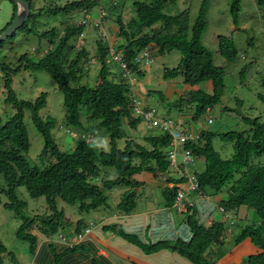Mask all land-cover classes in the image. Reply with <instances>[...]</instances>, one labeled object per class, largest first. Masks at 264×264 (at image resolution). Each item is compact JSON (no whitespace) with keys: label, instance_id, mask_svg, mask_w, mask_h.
Instances as JSON below:
<instances>
[{"label":"trees","instance_id":"obj_1","mask_svg":"<svg viewBox=\"0 0 264 264\" xmlns=\"http://www.w3.org/2000/svg\"><path fill=\"white\" fill-rule=\"evenodd\" d=\"M25 1L29 4L30 16L18 30L30 33L35 26L29 27L28 23L36 22L41 14H32L31 1ZM101 1L72 0L63 6H52V10L49 8L46 12L54 15L82 12L81 18L79 17L77 24H66L57 43L51 45L53 47L48 48L36 61H30L27 54H23L13 70H9L8 65L0 62L6 95L4 102L14 109L13 115L4 122L0 118V176L3 180L0 185V206L12 212L16 219L21 221L15 236L16 239L28 244L30 254L36 252L39 238L38 235L31 233L32 230L37 228L40 237L47 238L64 231L65 222L68 221L64 214L65 209H58V201L67 206H76L77 211L74 213L81 216L100 208L103 210L108 200L105 192L114 187L125 186L126 193L116 208L119 213L128 214L136 206L134 196L136 188L140 186L133 178L135 175L141 173L153 176L169 175L168 160L164 151L170 143L167 135L146 134L135 140L130 139L132 137L128 138L122 130L123 121L135 127L141 119L131 115L132 104L127 97L128 84L122 78L120 68L115 64H106V57L112 47L107 41L99 38L95 44L96 50L91 52L100 66L96 83L93 86L75 85L82 78L81 68L88 63L90 53L83 47L69 60L67 47L71 39L77 41V37L81 39L80 34L85 36L88 21L94 20L90 19L94 7L103 8L106 12L104 20L111 12H116L114 20L117 27L116 39H123L124 43L117 45L114 50L122 52L123 62L131 71H136L134 58L139 50L148 48L151 54L158 55L177 51L181 56L180 62L173 69L165 68L163 79L174 80L180 76L182 84L190 87L210 82L211 93L195 90L186 95L189 100H185V97L178 99V107L184 104L192 109V105L195 104L192 109V120H197L206 108L217 104L224 91V72L213 64L212 54L201 43L208 0H202L196 20L189 31L188 26L182 25L181 16L163 13L166 2L175 3L177 0L134 1L131 6L135 14L127 23L123 22L121 17L123 5L117 4L116 0L114 2L109 0L111 7L106 9ZM9 2L12 4L11 19L0 33L11 24L16 14L17 6ZM240 7L241 0H231L229 11L234 22L237 21ZM258 8L264 9V0L258 1ZM43 11L45 12L44 9ZM94 29L98 33V27L94 25ZM56 36V29L50 28L41 32L38 37L53 41ZM251 44L249 42V45ZM218 53L227 62L234 61L236 51L231 38H219ZM21 71H44L55 82L63 96L64 128L79 131L75 146L71 150L61 151L52 135V130L57 127L56 119L50 116L43 118L39 115L40 110L46 105L47 93H40L34 100L17 99L12 81ZM114 73H117V77H114ZM137 74L140 75L139 72ZM244 75L245 69H241L242 82ZM260 87L261 92L257 94V98L264 105V77L261 79ZM26 111L30 113V121L43 139V149L39 155L41 164L31 165L27 160L30 143L24 124ZM81 115L85 116L89 123L95 122L94 126L88 127L90 131L93 129L106 131L110 146L108 152L98 150L90 143L91 138H83L86 129L80 120ZM250 124L254 125L251 135L245 131H230L219 135L221 139L234 143L233 155L228 160H223L215 152L212 147L214 135L208 131H198V140L188 142L184 148L190 150L195 158L203 161L206 166L199 173L193 172L199 185L197 192L202 193L208 189L218 193L232 181L233 173L240 172V177L232 182L227 190L226 199L220 202L219 207L228 215H236L241 209L252 212L254 224L238 227V233L235 236L231 235L232 245L242 244L241 250L245 254L241 258V264H264V128L256 118ZM91 127L94 128L90 129ZM119 138L125 139L122 149L116 145ZM107 168L114 170V178L108 177L104 171ZM168 181L177 184L184 179L169 177ZM19 188H23L31 199L44 198L50 214L32 218L25 216L26 202L19 198ZM176 191L175 187L164 190L163 195L168 207L173 205ZM192 208L188 211H194ZM248 217L250 216L247 215V219ZM224 219L220 223L204 226L199 224L195 213L192 212L186 219L193 235L192 240L187 244L177 242L178 252L192 264H215L210 248L214 245L220 247L224 243L226 218ZM82 224V219L76 221V233L80 231ZM121 235L124 236L122 233ZM124 237L130 242L135 240L131 236ZM64 246L66 250L62 256L77 249V246L71 248ZM156 248L144 250L150 252ZM2 249L4 247L0 241V250ZM235 254L237 256V253Z\"/></svg>","mask_w":264,"mask_h":264},{"label":"rangeland","instance_id":"obj_2","mask_svg":"<svg viewBox=\"0 0 264 264\" xmlns=\"http://www.w3.org/2000/svg\"><path fill=\"white\" fill-rule=\"evenodd\" d=\"M30 1L32 4V14H41L38 16L39 18L36 19V22L32 24L28 23L29 27L32 25L33 28L35 26L32 29V32L25 33L18 30L13 37L11 36L0 45V62H4L8 65V68H10L9 70H13L19 64L18 59L23 54H27L30 61H36L44 54V52H46L48 48L53 47L51 45L57 43V39L62 35L63 28L66 24H77L82 15V12H76V14L74 13L72 15H64L61 13L54 15L46 12L49 8L52 10V6H63L66 2L72 0ZM108 1L109 0H102L100 3L107 9V7H111ZM134 1L143 0H116L117 4L119 3L120 5L129 8L128 12L125 13V16L128 15L129 18H133L135 14L133 6H131ZM258 1L259 0H241V10L236 22L233 21L229 11L231 0L207 1L204 18L205 28L201 36V43L212 54L213 64L216 67L221 68L224 72L223 94L217 104L209 107V113L206 114L203 112L197 120L190 121V114L192 113L193 108L191 107L192 109H190L184 104L178 107L177 103L180 97L179 91H176L174 94L167 91L168 87L172 84H176L179 88L182 87L180 76L174 80L163 79V71L165 68L173 69L179 64L181 56L177 51H170L164 55L152 53V67H150L146 73H140L139 77L137 74V83L134 87V90L137 91L135 94H139V96L143 97L146 104L152 105L149 107L156 110L157 116L174 121L181 119V117L185 115L188 119H190V124L186 123V125H191L197 129L212 133L214 135L212 147L223 160H228L232 157L234 143L229 140L221 139L219 136L220 134L230 131H245L251 135L254 125H251L250 123L255 118L258 119V123L264 128V105L257 98V94L261 92L260 82L264 77V9L258 8ZM112 2H114V0ZM201 2L202 0H177L175 3L166 2L163 7V13L167 15L181 16L183 18L182 25L188 26L189 31L196 20ZM100 10L104 11L103 8L94 7L91 10L90 17V19H94V22L97 20V23L99 24L100 20L95 18ZM11 13L12 4L8 0H0V31L3 30L9 23L12 15ZM107 17L115 20L116 12H111V15H108ZM129 18H126V20L123 19V22H127ZM93 21H88V27L84 31V37L81 39H78L77 37V41H75V39H71L68 43L67 49L69 48V50L67 51V54L69 60L83 47L90 53L88 63L81 68L83 74L81 76L82 78L75 85L93 86L96 83V76L100 66L93 57L94 54L91 52L96 50L95 44L100 38V33L102 31H98L97 33L94 29ZM50 28H55L57 31V36L53 38V41H46L44 38L39 39L38 36L41 32ZM174 28L175 27L172 28V31L175 30ZM247 30L253 34L252 39L250 40L246 32ZM219 38L232 39L236 51V57L233 62H227L218 53ZM249 42L252 44L249 45ZM123 43V39L117 38L116 43L111 44V46L116 48L117 45H122ZM241 69H245L243 82L240 77ZM148 75L150 77L149 80H147ZM114 77H117V73H114ZM12 88L17 99L20 100H34L40 93H47L48 97L46 99V105L42 110H40L39 115L43 118L50 116L56 119L57 127L52 130V135L55 137L56 143L61 151H69L75 146L76 140L68 137L69 135L65 131L68 129L64 128L65 125L62 123L64 118L63 96L57 89L55 82L49 74L44 71H21L13 77ZM201 89L205 93H210V87L207 85ZM146 94L149 101L146 100ZM186 95L187 94H184L182 97H185L187 100L188 97L186 98ZM5 96L2 84V75L0 73V118L3 122L14 113L12 106L4 102ZM192 106L194 107V104ZM236 109H239L242 115L237 114L235 112ZM29 114L30 113L28 111L24 113V124L27 127L28 139L30 143L27 160L31 165L41 164V162H39V155L43 149V139L32 125ZM206 118L211 119V124L207 123ZM80 120L84 129H86L84 134L89 135L91 138L89 140L90 143L96 146L98 150L108 152L110 146L106 131L104 129H93L94 127H91L90 129L93 130L90 131L88 127L94 126L95 122H93V124L89 123V120H86L83 115H81ZM122 123V130L128 138L132 137L130 139L134 138L137 140L143 133L147 135L158 134L156 129H146L143 122H140L135 127L125 125V121ZM60 124H63V126H60ZM69 130L76 135L79 133L78 130L73 128H69ZM124 141V138L116 140V145L119 149L124 147ZM164 151L167 153L168 151H172V149L168 147ZM180 162L181 156L177 155L176 164H179ZM205 167L206 166L203 161L197 160L194 157V164H191L188 169L191 173H199L203 171ZM104 171L108 174L110 179L115 177V172L112 168H107ZM168 172L170 177H175L171 170H168ZM239 177L240 172L235 174L233 173L232 181L219 191V193L226 196L227 190L231 186L232 182L237 180ZM2 183L3 180L0 176V185H2ZM125 188V186H118L108 192H105L108 200L107 206L104 209H117L116 205L122 201L123 196L126 193L127 189ZM148 189L149 188H145L139 196L136 192V195L134 196L136 200L140 202L142 200H146L147 198L144 195V192L147 191L149 193L152 191V194L158 193L156 189H149L150 191ZM206 191L215 193L214 191L208 189ZM18 196L26 202V209L24 210L25 216L32 218L33 216L43 217L50 214L44 198L31 199L23 188L18 189ZM57 206L59 210L65 209L64 214L66 220L73 219L75 216L74 211H77L76 206H67L60 201H58ZM101 209L102 208L90 211L87 214L81 215V217L86 221L100 217L99 215L102 212ZM192 209L195 210L196 208ZM195 214L202 217L211 214V220L213 221H216L218 217L220 219L223 218L218 210V207L215 206V203L206 210L197 211L196 209ZM247 215L250 216L248 219ZM251 215L252 212H247L245 209L239 210L236 215H230V219H232L233 222L235 221L234 223L236 224L235 228H232L234 233L231 232V234L235 236L238 233V227L254 224ZM208 217L209 216H206L202 222L200 221L201 223H204V226L213 222H208ZM88 223H91V221ZM20 224L21 221L16 219L12 212L3 209V207L0 206V241L4 247V249L0 250V264H30L32 255L28 251V244L16 239L15 236L16 230ZM65 229L69 230L67 227H65ZM31 233L38 235L39 238L41 236L37 228L32 230ZM58 235L59 233L54 234L52 237L58 238ZM223 236L225 237L224 243L220 247H223L225 250H229L233 246L232 239H229L227 232L226 235L224 234ZM210 250H212V247ZM220 251L216 250L214 246L213 252L217 253Z\"/></svg>","mask_w":264,"mask_h":264},{"label":"crops","instance_id":"obj_3","mask_svg":"<svg viewBox=\"0 0 264 264\" xmlns=\"http://www.w3.org/2000/svg\"><path fill=\"white\" fill-rule=\"evenodd\" d=\"M128 9L129 8L126 6L122 8V20L129 18L128 15L125 16ZM130 19L131 18H129V20ZM129 20L127 22H129ZM124 22L127 23L126 21ZM103 25L109 43L115 44L117 41V27L114 19L107 17ZM139 76L140 75H138V77ZM149 79L150 77L147 78V80ZM201 85L209 86V91L211 93L212 87L210 82L194 87L182 84L180 88L176 84H172L168 87L167 91H170L172 94L179 91V98H181L182 95L188 94L190 91L202 90L201 88L204 86L202 87ZM136 96L144 108L152 106L146 104L143 97L139 96V94H136ZM145 97L147 98V94ZM146 100L149 101V98ZM187 100H189V97ZM190 119L184 115L181 119L174 121L180 122L190 131H200V129L191 125H186V123L190 124L189 120L192 121V113L190 114ZM125 125H127L126 122ZM145 135L146 134L143 133L140 135L139 139ZM175 174L176 173H174V176ZM169 177L170 175L168 174L153 176L151 174L141 173L135 175L133 178L140 185L136 188L138 196L141 195V192H143L145 188L156 189L158 193L152 194V191L148 189L150 193L148 191L144 192L147 199L141 202L136 200L134 210L128 214L119 213L117 209H101L102 212L99 215L100 217L89 219L88 221L74 214L75 216L73 219H69L67 220L68 222H65V227L69 230L64 229V231L59 233H63L69 241L73 236L81 234V230L89 228V232L83 235L80 242L76 245L77 249L72 253L62 256V253L66 250L63 242L59 238H47L42 236L38 238L36 252L31 254L32 258L30 264H192L178 252L176 246L177 242L187 244L192 240L193 235L186 221L188 215L192 212L195 213L196 209L197 211L206 210L214 203L215 206L219 207L220 202L226 199L224 197H227V195L224 196V194L219 192L211 193L207 191L202 193L185 192L184 200L192 203L194 205L193 208L196 209L192 212L187 211L186 213H178L173 205L171 207L166 205L167 202L163 192L166 188L175 187L176 189H183L185 186L182 182L174 184L172 181H168ZM220 214L222 215V213ZM206 216H209L208 222L213 221L211 220V214ZM206 216L202 217L195 214L199 224H204L201 222ZM79 219L83 220V224L80 231L76 233L75 225L76 221ZM224 220V216L222 219L218 217L216 221L212 223H220ZM90 221L91 223H88ZM225 222V228L227 230V221ZM232 228H235V223ZM232 228L231 232L234 233ZM121 233L124 234V236H131V238L135 240L130 242L122 236ZM229 239L231 240V235ZM214 246L216 250L221 251L217 253L213 252ZM214 246L212 247L211 253L215 264H240L241 258L245 254L242 253L241 250L242 244L232 246L229 250H225L218 245ZM151 247L157 248L150 252L144 250L145 248ZM235 253H237V256ZM58 255H60L58 257L59 260H56L58 259L56 258ZM233 256H236V258H233Z\"/></svg>","mask_w":264,"mask_h":264},{"label":"built area","instance_id":"obj_4","mask_svg":"<svg viewBox=\"0 0 264 264\" xmlns=\"http://www.w3.org/2000/svg\"><path fill=\"white\" fill-rule=\"evenodd\" d=\"M106 16L105 11L99 12V15L96 19L100 20V24L93 21V24L98 27V31H102L100 34V39L103 41H107V34L104 29L103 20ZM88 18V17H87ZM83 34L79 35V38H82ZM111 45V44H110ZM106 64H115L120 68L121 76L123 79L127 81L128 84V94L127 97L131 101V115L134 118H140L141 122H143L146 126V129H156L158 133L165 134L170 138L169 147L172 151H168L166 153V158L168 160L169 170L176 173V178H182L184 181L182 182L185 188H178L176 191V195L173 202V207L176 209L178 213H186L189 208L194 205L190 202H186L185 192H197L199 185L195 175L188 171L187 165L194 164V155L193 153L185 149L184 146L188 144V142H194L198 140L197 132L190 131L186 129L180 122L173 121L171 119H165L157 116V112L154 108L148 107L144 108L141 102L138 100L135 94L134 87L137 83V72H147L151 65L153 64V57L148 48H144L139 50L134 58V64L136 66V71H131L125 62L122 59V52H116L114 47L112 46L109 50V53L106 57ZM149 78V75L147 76ZM210 108L205 109V113H209ZM207 123L211 124V119L206 118ZM69 135L73 136L71 132L66 131ZM87 139V137H83ZM181 156V162L176 164V156ZM220 213L224 215L226 219H229V215L223 210V208L218 207ZM89 232V228H86L82 231L81 234H77L73 236L69 241L66 239L64 234L60 233L58 238L63 242L64 245L68 247L76 246L82 236Z\"/></svg>","mask_w":264,"mask_h":264},{"label":"water","instance_id":"obj_5","mask_svg":"<svg viewBox=\"0 0 264 264\" xmlns=\"http://www.w3.org/2000/svg\"><path fill=\"white\" fill-rule=\"evenodd\" d=\"M17 6L16 14L11 22V24L0 33V43L7 40L9 37L13 36L19 28L25 24L30 16V7L25 0H9ZM248 34L249 40L252 39V32L249 30L246 31ZM235 112L239 115H242L239 109H236Z\"/></svg>","mask_w":264,"mask_h":264},{"label":"clouds","instance_id":"obj_6","mask_svg":"<svg viewBox=\"0 0 264 264\" xmlns=\"http://www.w3.org/2000/svg\"><path fill=\"white\" fill-rule=\"evenodd\" d=\"M138 78V77H137ZM65 131H69V132H71L69 129L68 130H65ZM72 133V132H71ZM73 134V133H72ZM69 135V134H68ZM85 137H87V139H90V136L89 135H84ZM68 137H70V138H72V139H76V134H73V136H68ZM226 221H227V230H226V232L228 233V235L230 236V235H232L231 234V228L233 227V225H234V222H233V220L232 219H230V215H229V219H226ZM236 225V224H235ZM226 235V234H225Z\"/></svg>","mask_w":264,"mask_h":264}]
</instances>
